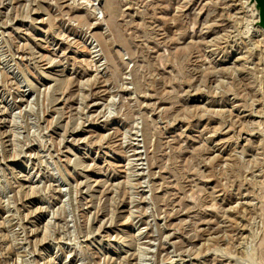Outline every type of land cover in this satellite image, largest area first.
Listing matches in <instances>:
<instances>
[{
	"label": "rangeland",
	"instance_id": "1",
	"mask_svg": "<svg viewBox=\"0 0 264 264\" xmlns=\"http://www.w3.org/2000/svg\"><path fill=\"white\" fill-rule=\"evenodd\" d=\"M247 2L0 0V264H264Z\"/></svg>",
	"mask_w": 264,
	"mask_h": 264
},
{
	"label": "water",
	"instance_id": "2",
	"mask_svg": "<svg viewBox=\"0 0 264 264\" xmlns=\"http://www.w3.org/2000/svg\"><path fill=\"white\" fill-rule=\"evenodd\" d=\"M247 5L253 8V14L257 16L255 22L251 23L250 26H257L264 32V0H248Z\"/></svg>",
	"mask_w": 264,
	"mask_h": 264
}]
</instances>
